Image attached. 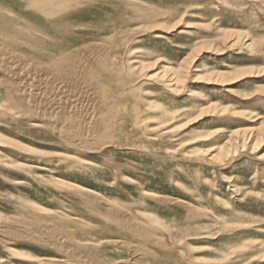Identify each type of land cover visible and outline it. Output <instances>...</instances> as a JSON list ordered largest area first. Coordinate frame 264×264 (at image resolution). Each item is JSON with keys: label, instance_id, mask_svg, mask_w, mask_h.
<instances>
[{"label": "rangeland", "instance_id": "obj_1", "mask_svg": "<svg viewBox=\"0 0 264 264\" xmlns=\"http://www.w3.org/2000/svg\"><path fill=\"white\" fill-rule=\"evenodd\" d=\"M135 1L149 5L156 22H133L121 30L135 33L122 54L125 64L133 65L137 57L143 65L128 76L137 82L136 111L118 120L107 149H100L95 134L80 140L76 131L75 141L96 149L69 145L71 138L59 130L64 123L55 129L35 115L56 102L36 88L35 71L18 63L16 77L22 78L16 81L13 70L0 66V230L10 233L0 234V264H264V185L259 184L264 182V0ZM0 8L12 15L23 10L16 0H0ZM27 18L14 29L23 32L37 24L46 31L64 30L65 22ZM117 18L111 5L86 7L80 18L71 19V40L113 30ZM237 31L246 32L254 47L238 41ZM23 52L21 59L37 58L33 49ZM21 93L31 94L28 101ZM90 113L80 120L89 123ZM243 128L253 133L246 146L237 134ZM70 184L100 193L131 215L120 210L108 217L109 207L95 198L89 201L97 209H89ZM196 211L202 215L195 221ZM55 215L67 220L65 230L74 241L25 230L24 224L51 223ZM115 222L141 223L147 232L118 233Z\"/></svg>", "mask_w": 264, "mask_h": 264}, {"label": "bare ground", "instance_id": "obj_2", "mask_svg": "<svg viewBox=\"0 0 264 264\" xmlns=\"http://www.w3.org/2000/svg\"><path fill=\"white\" fill-rule=\"evenodd\" d=\"M16 1L18 3V7L20 9H23L21 11V13L15 12L14 13L15 15H12L13 12H10L8 14L0 13V66L4 67L5 69L7 67V70L10 72L13 70L15 77L14 76H12V77H14V79L16 81H20L22 78V76L20 79L18 77H16V76H18V74H20L18 72L19 67L20 68L21 67H24V68L27 67L28 69L30 68V69H33L35 71L34 74L36 73L37 78H39V80H40V82H38V83L35 82L37 84L36 88H38L40 91H43V93L45 95H43V94L42 95L44 97L47 95H48L47 97H49V95L51 96V94H52L53 98L56 99V102L54 100V105L56 107L54 106V108L50 109V111H46L45 113L35 112V115H37L39 117V119L40 118L45 119L47 121L46 124L47 123L51 124V126H54L55 129H58L60 127L59 125H57L59 122L64 123V125L62 127H60L59 130L61 131L62 134L65 133V137L67 135V137L69 136L72 139L71 140L68 138L69 145L74 146L76 148H80V149L84 148L85 150H90V151L93 149H96V148H91V149L85 148L84 143L79 142L80 140H82L81 137L83 134H86L87 136H93L95 134L100 139V145H99L100 149L103 150L102 149L103 147L109 148V146H107V145L111 144V142H110L111 139L118 132V124H117L118 120L121 117H123V115L127 116V115H130L131 113L136 111V103H135V101H133V96H132V93L135 90V82L136 81L134 80L135 78L132 80V78L130 79V78H128V76L130 73L134 74L136 69L139 68L138 66L143 65L142 62H139L137 57H135V61L133 62V65L125 64V57L123 58L122 54L124 52L126 44H128L129 40L132 38V36L135 33L133 32V30L131 31L130 29L124 30V31H121V30L124 28V26L131 27L133 22H136L134 24H139V23H143L144 25L153 24L154 22H156L154 20L155 19L154 13H152L153 10H151L149 8V5L147 6L143 3L135 1V0H16ZM105 5L113 6L115 8L116 14L118 15V18L115 21V25L113 27V30H108V28H106L103 31H91V32L86 33L87 36H86V39H84V40H81V41L71 40V37L73 35H75V32L72 30L73 27L70 25L71 19L80 18L84 14V9L86 7H93V6L94 7H103ZM1 9L2 8H0V10ZM23 11L25 14L23 13ZM159 12H160V10H159ZM17 14H19L20 16ZM27 15H29V17L31 16V17H35V18L44 17L45 19H47L48 21H51V22H55V21L65 22V25H63L64 30L61 31V29H60V32H58V31L57 32L46 31V30L41 29L40 26H38L36 24L35 26L33 25L32 27L26 29L27 31L23 30V32H18V30H15L14 27L19 28L18 26H20V21H22V20L28 21ZM184 18H183V20H184ZM5 19H7L9 21V23ZM181 20L178 22H181ZM11 22H13L15 25L12 27L9 25L7 26V24H10ZM50 26H53V24H50ZM160 26L162 27V25H160ZM208 26H209V24H208ZM129 30L131 32H129ZM138 30L139 29H137V31ZM112 31H113V33H117L116 34L117 37H115V38L111 37L109 39L107 32H109V34H110V33H112ZM237 32L239 33V36H237L238 35ZM237 32H236L237 35L236 34L235 35H236V37H238L237 38L238 41H241V42L243 41L244 46L247 48H253L254 47V44H255L254 40H251L246 32H245L246 34L245 33L242 34L243 31L241 33H240V31H237ZM230 33H231V31H230ZM38 34H40V37H37ZM233 35H234V33L231 36H233ZM229 36H230V34L228 35V37ZM138 38H139V36H138ZM229 39H230V37H229ZM39 40L41 41V44L43 46L42 45L38 46V42H36V41H39ZM226 41H227V39H226ZM230 41H231V39H230ZM235 42H237V41H235ZM258 42H259L258 44L260 45L259 40H258ZM256 43H257V40H256ZM262 43H264V41ZM46 44H47V46H46ZM222 44H224V42ZM257 45H255V47ZM26 48L27 49L30 48L31 50L33 49L37 53V58H32V57L27 58V56L25 57V55H24L25 59H23V58L21 59V55H23L22 52ZM228 48H230V47H228ZM128 60L132 61V58L131 59L128 58ZM18 63H22V66H18ZM3 64H5V65H3ZM17 66H18V68H17ZM21 69H23V68H21ZM143 69H144V67H143ZM179 69H180V67H179ZM4 73H6V71ZM263 73H264V71H263ZM11 75H12V73H11ZM243 75L244 74H242L241 76H243ZM137 76H136V78H137ZM255 76H256V74H255ZM171 77H172V75H171ZM33 78H34V76H33ZM35 78H34V80H35ZM29 79L31 80L30 77H29ZM173 79L174 78H171V80H173ZM10 80H11V78H10ZM10 80H9V83H10ZM25 80H27V79H25ZM162 80H163V78H162ZM171 80L169 79V81H171ZM175 80L177 81L178 79H175ZM232 80H234V79H232ZM232 80H230V81H232ZM16 81H14V83ZM172 83L175 85L174 81H172ZM23 84H25V83H23ZM28 84H26V86ZM34 84H30L31 88H32V86H33V88L35 87ZM173 84H171V85H173ZM232 84H234V82ZM18 85L19 84H17V87H18ZM179 86H181V85H179ZM24 87H25V85H24ZM15 89H17V88H15ZM38 89H37V93H38ZM24 90H25V88H24ZM13 91H14V93H16L15 90H13ZM18 92H20V91H18ZM178 92L179 91L176 90V93H178ZM21 94H23V93H21ZM27 94L24 93L23 95L25 98H27L26 100L28 101V96L31 94H29V95H27ZM38 95H39V93H38ZM21 97H23V96H21ZM35 97L37 98V96H35ZM36 98L34 101H36ZM44 99H46V97ZM152 105L154 106L153 103H152ZM26 107H28V106H26ZM87 111H92L93 114L92 115H91V113L89 114V117L87 118L89 123L85 124V123H83L82 120H80L81 119L80 117L82 116V114L84 112H87ZM11 112H12V110H11ZM212 112H213V110H212ZM223 112H225V110ZM0 113H1V111H0ZM31 114H32V112H31ZM222 114H224V113H222ZM244 114H246V112ZM2 115H4V114H2ZM25 117H26V115H25ZM20 118H22V117H20ZM32 118H33V116H32ZM35 119H36V116H35ZM262 119H263V117H262ZM1 122H3V121H1ZM10 125H11V123H10ZM92 125L95 127H92ZM38 126L39 125H37V124H33V127H38ZM42 126H45V125L43 124ZM32 129L34 130L36 128H32ZM250 129L243 128L241 132L237 133V134H239L238 135L239 140L242 141V143L244 142L245 146H246V143L250 139L253 138V133H252V131H250ZM42 130H44V129H42ZM73 131L77 132V136L80 138V140L78 139L79 141H75V139L72 138V135H73L72 132ZM216 132L217 131H215V133ZM237 132H238V130H237ZM55 134H57V133H55ZM59 136H60V134H59ZM61 138H62V136H61ZM63 138H64V136H63ZM263 139H264V136H263ZM263 139L261 141H263ZM153 140H155V138ZM255 142L256 141H254V143ZM98 143H99V141H98ZM260 143H262V142L259 141L258 144H256V143L255 144L259 146ZM10 144H12V143H10ZM244 144H243V148H244ZM255 144H253V145H255ZM3 145H5V144L3 143ZM19 145H20V143H19ZM237 146L238 145H236V147ZM239 146H241V145H239ZM111 147H113V146H111ZM257 147L254 146L253 148L255 149ZM107 148H105V149H107ZM221 148L222 147H220V150H221ZM254 149H252V150H254ZM228 151H230V150H228ZM213 156H215V155H213ZM0 159H1V157H0ZM13 164H16V162H6V163L4 162L3 166L13 165ZM259 184L264 185V182H261ZM70 187H72L74 189L72 194L82 196V198L84 197L88 201V202H86V206L91 210L97 209V207H98L95 204H93L94 202L91 203L89 201L90 199L95 198V199L101 201V203H103L109 207V209L107 210L108 217L112 216L111 212H113L115 215V212H119L120 210H123L126 215H131L128 210H126L123 207H117L116 205L112 204L110 202V200H108L106 197H104L103 195H101L98 192H91V191H89L87 189H83L79 186L77 187L74 184H70ZM251 191L252 190H249V188L246 190V192H251ZM169 202H170V199H169ZM196 212L192 213V216H191V218L195 221L199 220L200 216L202 215L200 212H198V211H196ZM202 213H204V211ZM107 214H105V215H107ZM99 218H100V216H99ZM52 220L53 221L51 223L45 222L44 220H42L41 224L37 223L36 221L35 222L37 224H35V225L29 224V223H27L26 225L24 224V226L26 228L25 230H27V232L29 234H33V235H37V236L45 234L46 237L48 236V237L53 238L57 241H62V240L64 242L71 241V240L74 241V239L71 238L69 236V233L66 232V230H65V228L67 227V224H68V223H66L67 220L66 221L60 220L59 217L56 215L54 216V218H52ZM7 221H9V220H7ZM70 221H71L70 224H72V223L76 224L75 221H73V220H70ZM104 223H105V221H104ZM140 224L127 225V223L123 224L121 222L113 223V225L115 226V229H116V231H118V233H123L124 231L125 232L133 231L134 232L135 230H137L138 232L139 231L143 232V233L147 232V228H145L144 226H142ZM63 230H65V231H63ZM137 231H135V232H137ZM1 233H5V234L10 235V233H7V232L0 230V234ZM5 234H3V235H5ZM27 241H29V240H27ZM58 244H60V243H58ZM89 244H91V243H89ZM56 245H57V242H56ZM68 245H71V244H68ZM150 245H152V242ZM58 248H60V247H58ZM63 248H65V247L63 246ZM30 260H31V258H30Z\"/></svg>", "mask_w": 264, "mask_h": 264}]
</instances>
